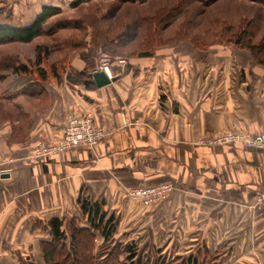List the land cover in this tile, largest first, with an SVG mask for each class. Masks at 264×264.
I'll use <instances>...</instances> for the list:
<instances>
[{
    "label": "crops",
    "instance_id": "1",
    "mask_svg": "<svg viewBox=\"0 0 264 264\" xmlns=\"http://www.w3.org/2000/svg\"><path fill=\"white\" fill-rule=\"evenodd\" d=\"M73 1L0 0L11 9L0 25L25 27L45 6L64 12ZM99 60L70 53L72 68L92 74L89 85L70 82L67 71L45 79L12 73L0 83L6 104L18 106L0 118V264H46L50 220H63L67 232L73 219L89 226L80 199L115 215L117 237L138 238L144 261L264 264V152L200 143L264 130V65L237 46L180 42L116 57L115 80L99 87ZM80 115L103 131L97 145L38 155ZM163 181L175 190L152 206L127 195Z\"/></svg>",
    "mask_w": 264,
    "mask_h": 264
},
{
    "label": "trees",
    "instance_id": "2",
    "mask_svg": "<svg viewBox=\"0 0 264 264\" xmlns=\"http://www.w3.org/2000/svg\"><path fill=\"white\" fill-rule=\"evenodd\" d=\"M94 1L74 0L70 7L82 13L68 15L66 21L56 22L49 29L45 28L46 23L62 14L60 8L45 6L42 13L25 27L0 25V83L12 73L31 77L33 72H37L41 79H45L49 74L59 78L62 71H67V79L70 82L85 81L89 85L91 81L88 78L92 77V74L87 70L77 71L69 64L71 51H78L81 58L88 63L98 57L100 52L108 49L115 57L125 59L150 56L157 47L183 41L196 48H204L206 43L210 44L205 37L217 31L228 44L234 43L248 50L254 62L264 65V58H261V53L264 52V38L260 41L254 38L259 26L254 19L256 16L243 14L240 25H237L228 22V19L222 18L220 14L209 15V19L215 24L204 25L209 7L221 0H101L113 3L112 7L108 8L101 3H92ZM239 1L264 4V0ZM125 5L127 9L119 13ZM91 7H95V12L106 10L99 16V23L111 20L107 28H99L94 33L90 24L85 23L88 20L84 18V10L90 12ZM259 16L260 13L257 14V17ZM218 23L227 24L222 28ZM201 25H204V30L196 31ZM114 31L116 34H112ZM194 31L196 33L193 36L191 33ZM140 32L142 42L133 51L125 52L127 46L135 43ZM38 38L45 40L37 43L33 55L25 56V63H22L16 49L6 50L10 45L30 44ZM5 100L0 90V118L5 115L13 117L16 114L15 107L18 106H6ZM80 202L89 226H83L73 219L67 232L63 228V220H50L48 226L51 241L44 242L41 246L46 264H153L149 259L143 260L137 246L120 241L116 235L118 222L115 215H108L99 203L86 199H80ZM98 238L102 240L100 245L97 244Z\"/></svg>",
    "mask_w": 264,
    "mask_h": 264
},
{
    "label": "built area",
    "instance_id": "3",
    "mask_svg": "<svg viewBox=\"0 0 264 264\" xmlns=\"http://www.w3.org/2000/svg\"><path fill=\"white\" fill-rule=\"evenodd\" d=\"M97 71L106 72L109 78L114 77L111 58L108 55L101 56L99 66L94 72ZM103 136V131L96 126L91 116H71L63 129L62 138L56 143H42L38 155L57 154L79 146L93 147L99 143ZM200 143L210 145L240 143L245 147L261 149L264 152V130L255 133L229 130L216 136H205L200 140ZM174 190L175 186L172 182L163 181L131 188L127 195L131 200L149 207L169 198Z\"/></svg>",
    "mask_w": 264,
    "mask_h": 264
},
{
    "label": "rangeland",
    "instance_id": "4",
    "mask_svg": "<svg viewBox=\"0 0 264 264\" xmlns=\"http://www.w3.org/2000/svg\"><path fill=\"white\" fill-rule=\"evenodd\" d=\"M16 2H17V0H13L12 6ZM92 3H94V4H100L101 3L104 5V7H107V8L109 6L112 7V5H113L112 2L107 3V2H102L101 0H95ZM126 6L127 5L122 6L123 8L119 11V13H122V11H124ZM90 9H91L90 12L86 9L84 10V14H85L84 18H86L88 20V22H85V23L90 24L91 30H93V32L95 33V32H97L96 30H98L99 28H102V29L107 28L109 26L111 20H107V21L103 22L102 24L99 23V16H101L106 10L103 9L102 11L95 12V10H93V9H95V7H91ZM78 11L79 10L72 9V8L64 10V12L62 11V14H59V15L55 16L54 18H51L50 20H48V22L45 25V28L49 29L50 27H53L56 22L66 21L68 15H74L76 13L77 14L82 13V11H79V12ZM3 12L4 13L6 12V16L9 17L11 14V9H9V6L7 8H5V6L4 5L2 6V4L0 3V15ZM259 13H260V16L257 17V14H259ZM216 14H220L222 18L228 19V22L233 23V24H237V25H240L239 23L242 21V15L243 14L256 16V18H254V19L259 26L256 29L257 33H256V36L254 38L256 41H260L262 38H264V4L263 3L239 1V0H237V1L236 0H221L220 2L216 3L213 7H209L208 14H206V17H205L206 21H204V25L210 26V25L215 24V22L212 21V19H209L210 18L209 15L213 16ZM3 19L4 18H0V22H3ZM225 24H227V23H225ZM225 24L221 23L219 25L220 26L222 25L223 26L222 28H224ZM204 25H201L200 26L201 28H197L198 30H196V31L202 32L204 30L203 29ZM241 25H242V23H241ZM254 26H255V24L253 23V27ZM116 31H117V29H116ZM116 31L112 32V34H116ZM217 32L210 33L209 35L207 34L208 37H205V39H207L210 44L207 45V43H206L204 48L201 47V50H209L215 46H231V47L236 46V44H234V43L228 44L226 42V39L224 37L223 38L220 37V33H217ZM195 33L196 32L194 31L193 33H191V35L194 36ZM217 34H219L218 37L216 36ZM43 40H45V39L44 38H38L30 44H24V45L17 44V45H12V46L10 45L9 47H7L6 50L7 51H13L12 49H16L19 52V56H21V59L25 60L26 59L25 56L28 57V56L33 55L34 54L33 52H34V49H35V46L37 45V43L40 41H43ZM141 42H142V33L139 34V36L135 39V43H133L130 46H127L124 51L128 52V53H129V51H133L135 49V47H137V45H139ZM182 43L186 44L188 42L183 41ZM211 43H213V45ZM237 47H239V46H237ZM239 48H241V47H239ZM198 49H200V48H198ZM241 49H244V48H241ZM244 50H246V49H244ZM71 53H72V51H71ZM104 54L108 55L111 58V65H112L113 61L115 60L116 57L114 55H112V53L110 52V49H108V50H103L102 52H100L98 54V58L100 59L101 56ZM261 58H264V52L261 53ZM5 105L8 106L7 104H5ZM118 238H120V241L123 244L128 243V244H132V245L137 246L138 247V253H142V247L139 244V240H137L138 238L133 239V237L130 236L129 234L120 236ZM100 243H101V239L98 238L97 244L100 245Z\"/></svg>",
    "mask_w": 264,
    "mask_h": 264
},
{
    "label": "water",
    "instance_id": "5",
    "mask_svg": "<svg viewBox=\"0 0 264 264\" xmlns=\"http://www.w3.org/2000/svg\"><path fill=\"white\" fill-rule=\"evenodd\" d=\"M94 80L97 86L103 87L111 84L115 80V77L109 78V76L104 71H97L94 73Z\"/></svg>",
    "mask_w": 264,
    "mask_h": 264
}]
</instances>
